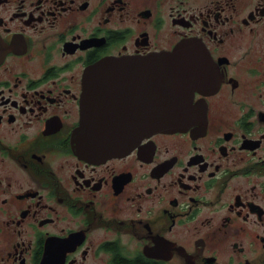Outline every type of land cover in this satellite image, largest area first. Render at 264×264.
<instances>
[{
	"label": "flooded vegetation",
	"instance_id": "1",
	"mask_svg": "<svg viewBox=\"0 0 264 264\" xmlns=\"http://www.w3.org/2000/svg\"><path fill=\"white\" fill-rule=\"evenodd\" d=\"M182 43L188 72L148 90ZM109 60L111 104L143 123L167 96L188 125L81 155ZM0 264H264V0H0Z\"/></svg>",
	"mask_w": 264,
	"mask_h": 264
},
{
	"label": "water",
	"instance_id": "2",
	"mask_svg": "<svg viewBox=\"0 0 264 264\" xmlns=\"http://www.w3.org/2000/svg\"><path fill=\"white\" fill-rule=\"evenodd\" d=\"M190 46L178 44L172 50L149 54L143 60L142 70L147 72L148 90L171 92L176 79L187 73L192 60ZM113 61H102L88 68L89 86L82 102V118L78 128V151L85 157L102 159L130 151L138 140L157 132L175 131L188 125L187 108L173 103L167 96L160 101H150L139 108L143 123L134 120L136 109L111 104L107 92L94 87L95 79L102 73L98 69H111ZM131 118V119H130Z\"/></svg>",
	"mask_w": 264,
	"mask_h": 264
}]
</instances>
